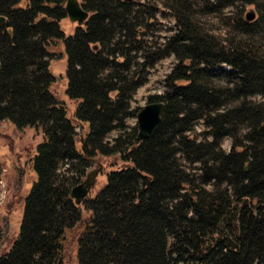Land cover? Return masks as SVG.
I'll return each instance as SVG.
<instances>
[{"label": "trees", "instance_id": "trees-1", "mask_svg": "<svg viewBox=\"0 0 264 264\" xmlns=\"http://www.w3.org/2000/svg\"><path fill=\"white\" fill-rule=\"evenodd\" d=\"M80 4L88 17L67 35L65 0H0V121L43 136L0 264H67L66 232L81 221L76 264H264V0ZM159 4L173 21L161 41ZM206 13L228 28L223 38L199 25ZM60 43L72 116L51 90ZM169 57L163 91L147 96L163 103L161 121L137 140L131 101ZM97 156L122 165L76 205L71 188Z\"/></svg>", "mask_w": 264, "mask_h": 264}, {"label": "rangeland", "instance_id": "rangeland-1", "mask_svg": "<svg viewBox=\"0 0 264 264\" xmlns=\"http://www.w3.org/2000/svg\"><path fill=\"white\" fill-rule=\"evenodd\" d=\"M140 1L144 2L146 0ZM150 1L154 2L155 0ZM159 7L157 22L151 30V35L154 39L161 41L164 36H168L172 32L173 21L168 15V10L160 6V4ZM228 10L224 11L225 14L228 13ZM244 14L252 16V19H254L257 11L253 6L248 5L245 6ZM197 19L202 29L208 33L223 38L228 32V28L214 13L199 14L197 15ZM63 24L64 32L67 35L72 34L77 25V23L71 22L68 18L63 21ZM54 50L56 55L50 61V69L55 80L51 85V90L59 101L65 103L69 115L72 116L77 103L65 94L66 53L62 43L56 45ZM172 63L173 59L169 57L155 64L150 70L146 82L136 90L131 101L133 108H141L147 103L148 95L163 91V79L170 70ZM220 67L228 69L225 65ZM257 98L260 99L259 97ZM126 122L129 127L136 125V116L127 118ZM194 130V133L199 136L203 131L202 124L200 122L197 123L194 126ZM116 133V131L112 132L108 138H112ZM42 140V132L38 127L27 126L18 130L9 121H0V194H4V197L0 196V254L9 250L17 237L23 214L24 197L36 178L32 167V159L36 146ZM227 146V141H224L223 147L227 148ZM121 165L120 160L116 156H97L91 166L87 168L85 175L80 181L84 180L86 174L90 171L98 169L94 182L88 192L94 193L104 184L107 170L110 168H118ZM80 223L82 224V221ZM80 223L66 232V246L68 249L65 259L67 264H76V238L82 228Z\"/></svg>", "mask_w": 264, "mask_h": 264}, {"label": "water", "instance_id": "water-1", "mask_svg": "<svg viewBox=\"0 0 264 264\" xmlns=\"http://www.w3.org/2000/svg\"><path fill=\"white\" fill-rule=\"evenodd\" d=\"M65 11L71 22L82 23L88 17V12L83 9L78 0H65ZM248 19H252V16L248 15ZM163 108L162 102H149L140 108L136 114L137 140L146 139L155 130L161 121ZM97 172L98 169L90 171L83 181L71 188L70 195L76 205H80L87 196Z\"/></svg>", "mask_w": 264, "mask_h": 264}, {"label": "built area", "instance_id": "built-area-1", "mask_svg": "<svg viewBox=\"0 0 264 264\" xmlns=\"http://www.w3.org/2000/svg\"><path fill=\"white\" fill-rule=\"evenodd\" d=\"M0 196H1V197H4V194L2 193V194H0ZM0 202H1V199H0Z\"/></svg>", "mask_w": 264, "mask_h": 264}]
</instances>
